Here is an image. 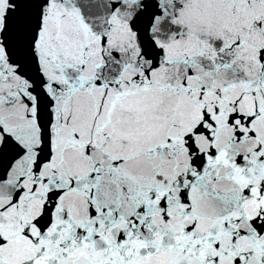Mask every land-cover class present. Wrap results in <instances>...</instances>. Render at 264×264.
Here are the masks:
<instances>
[{"label":"snow or ice","instance_id":"snow-or-ice-1","mask_svg":"<svg viewBox=\"0 0 264 264\" xmlns=\"http://www.w3.org/2000/svg\"><path fill=\"white\" fill-rule=\"evenodd\" d=\"M0 264H264V0H0Z\"/></svg>","mask_w":264,"mask_h":264}]
</instances>
